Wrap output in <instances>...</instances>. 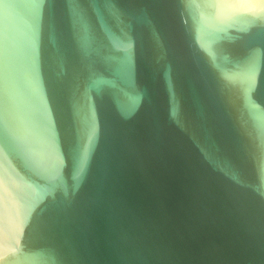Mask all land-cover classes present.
<instances>
[{
    "label": "water",
    "instance_id": "obj_1",
    "mask_svg": "<svg viewBox=\"0 0 264 264\" xmlns=\"http://www.w3.org/2000/svg\"><path fill=\"white\" fill-rule=\"evenodd\" d=\"M0 264H264V0H0Z\"/></svg>",
    "mask_w": 264,
    "mask_h": 264
}]
</instances>
